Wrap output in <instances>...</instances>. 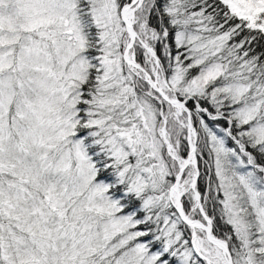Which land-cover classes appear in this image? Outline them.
<instances>
[{
	"label": "snow or ice",
	"instance_id": "6c2138e0",
	"mask_svg": "<svg viewBox=\"0 0 264 264\" xmlns=\"http://www.w3.org/2000/svg\"><path fill=\"white\" fill-rule=\"evenodd\" d=\"M0 264H264V0H0Z\"/></svg>",
	"mask_w": 264,
	"mask_h": 264
},
{
	"label": "trees",
	"instance_id": "16d2710c",
	"mask_svg": "<svg viewBox=\"0 0 264 264\" xmlns=\"http://www.w3.org/2000/svg\"><path fill=\"white\" fill-rule=\"evenodd\" d=\"M257 51H260V49L258 48Z\"/></svg>",
	"mask_w": 264,
	"mask_h": 264
}]
</instances>
